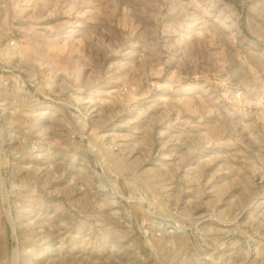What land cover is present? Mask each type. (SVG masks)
Returning a JSON list of instances; mask_svg holds the SVG:
<instances>
[{
  "label": "rangeland",
  "instance_id": "obj_1",
  "mask_svg": "<svg viewBox=\"0 0 264 264\" xmlns=\"http://www.w3.org/2000/svg\"><path fill=\"white\" fill-rule=\"evenodd\" d=\"M0 264H264V0H0Z\"/></svg>",
  "mask_w": 264,
  "mask_h": 264
},
{
  "label": "bare ground",
  "instance_id": "obj_2",
  "mask_svg": "<svg viewBox=\"0 0 264 264\" xmlns=\"http://www.w3.org/2000/svg\"><path fill=\"white\" fill-rule=\"evenodd\" d=\"M27 47H28V46H27ZM28 48H29V47H28ZM28 48H27V49H28ZM28 50H29V49H28ZM27 54H28V53H27ZM28 55H29V54H28Z\"/></svg>",
  "mask_w": 264,
  "mask_h": 264
}]
</instances>
